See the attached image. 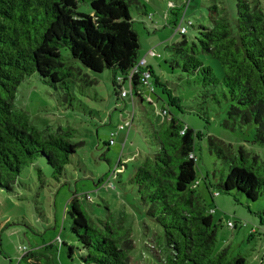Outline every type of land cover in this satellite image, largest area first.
I'll list each match as a JSON object with an SVG mask.
<instances>
[{
	"label": "trees",
	"instance_id": "16d2710c",
	"mask_svg": "<svg viewBox=\"0 0 264 264\" xmlns=\"http://www.w3.org/2000/svg\"><path fill=\"white\" fill-rule=\"evenodd\" d=\"M235 1L231 17L217 0H208L206 23L187 22L196 33L191 40L180 26L181 39L166 47L173 55L166 62L194 77L204 102L225 105L227 127L253 128L251 143L264 147V13L255 0ZM190 2H171L177 19L175 12L183 11L182 23ZM80 6L86 11H80ZM131 6L148 16L138 0H0V190L14 194L21 173L35 165L41 177V163L59 183L84 147L83 141L76 140L74 128L46 125L39 129L25 110L17 109L14 102L21 84L35 77L50 89L58 105L74 110L77 95L87 98L89 89L97 85L92 75L107 70L117 98L121 89L128 88L132 104L142 106L146 102L143 88L154 94V86L161 87L168 107L154 113V121L145 119L152 153L128 181L152 224L150 234H155L154 247L142 244L137 259L146 258L148 264H246L243 256L231 258L228 249L216 250L215 212L201 204L194 188L198 185L195 144L200 133L170 112L174 108L183 113L180 98L146 64L126 86L128 74L142 60ZM182 28L185 33H180ZM204 56L219 64L220 78L204 64ZM209 142L217 157L228 164V172L217 184L206 175L205 186L212 198L232 192L249 202L264 197V159L242 147L233 150L212 137ZM66 213L70 237L64 241L59 237L55 244L60 250L66 241L71 242L67 258L75 254L79 264H132L135 244L126 216L117 223L110 222L109 216L105 221L94 220L75 195ZM43 258L54 264L52 257L34 250L23 253L20 263L43 264Z\"/></svg>",
	"mask_w": 264,
	"mask_h": 264
},
{
	"label": "rangeland",
	"instance_id": "374dc122",
	"mask_svg": "<svg viewBox=\"0 0 264 264\" xmlns=\"http://www.w3.org/2000/svg\"><path fill=\"white\" fill-rule=\"evenodd\" d=\"M255 1L259 2L264 13V0ZM138 2L148 15L130 7L140 44L139 58L145 59L155 77L180 98L183 113L174 108H170V112L200 133L195 144L198 185L194 188L201 204L215 212L212 216L218 227L216 250L228 249L231 258L243 256L246 264H264V197L249 202L232 192L212 198L205 186L207 174L215 185L228 172V164L217 157L209 137L231 146L233 150L242 147L263 159L264 147L251 143L253 128L227 127L224 123L225 105L222 102L221 105L204 102L194 77L177 68L172 69L166 62L173 58L166 47L181 39L178 32L180 26L186 28L185 36L191 40L196 33L186 25L187 22L194 25L206 23L208 0H191L185 11V23L180 20L183 11L175 12L179 13L178 19L173 14L175 6L172 3L178 5L182 0ZM217 3L234 17L235 0H217ZM86 9L85 6L79 7L80 11ZM201 59L205 65L212 67L216 77H221L222 69L215 60L207 56ZM92 76L97 79V85L89 89L87 98L77 95L74 110H64L58 105L50 95V89L35 77L27 79L17 90L15 107L25 110L36 127L43 129L48 125L55 129L60 125L74 128L78 131L76 140L83 141L84 147L73 157L59 183L52 179L50 168L41 163V177L35 165L21 173L14 194L0 190V264H25L20 263V259L24 251L27 253L30 250L52 257L54 264H79L75 254L67 258L71 242L66 241L60 250L56 246L59 237L63 241L70 237L66 212L74 195L94 220L105 221L110 217V222L117 223L126 216L135 244L131 263H149L146 258L138 260L137 253L144 246L154 247L155 234L151 235L152 224L144 216L145 209L128 181L134 169L152 153L145 119L154 121V113L168 108L166 96L161 87L154 86V94L143 88L146 102L142 106H134L132 96L127 94L123 99L115 96L109 71ZM132 118L130 129L120 128ZM213 174L215 177H212ZM101 178L102 182L99 181ZM216 191L213 188V194ZM86 196L91 199L89 202ZM228 223L232 224V228L228 227ZM141 226H145L142 232ZM49 245L53 248H48ZM42 263L48 264L45 258Z\"/></svg>",
	"mask_w": 264,
	"mask_h": 264
},
{
	"label": "built area",
	"instance_id": "2783aa9c",
	"mask_svg": "<svg viewBox=\"0 0 264 264\" xmlns=\"http://www.w3.org/2000/svg\"><path fill=\"white\" fill-rule=\"evenodd\" d=\"M180 33H185V29L184 28L180 29ZM145 64H146V62H145L144 59L138 61V63L133 67L132 71L128 74V77L126 79V81L128 80L127 83H126L127 84L126 86H129V87L131 86L130 85L131 84L130 82H131L132 78L134 77L135 74H138V70L139 69L145 67ZM148 76H149V72L147 71V72L144 73V77L145 78H148ZM144 84L147 85L146 82ZM127 94L131 96V90L128 89V88H126V90H122L121 93H120V96L123 99L124 97L127 96ZM125 127L127 129H129L130 128V123L127 122L124 125H121L120 126L121 129H125ZM216 195H218V194H216ZM212 212H214V211H212ZM228 226L229 227H232V224L231 223H228ZM22 250H25V249L23 248ZM24 253H26V252L24 251Z\"/></svg>",
	"mask_w": 264,
	"mask_h": 264
},
{
	"label": "crops",
	"instance_id": "0c3cea01",
	"mask_svg": "<svg viewBox=\"0 0 264 264\" xmlns=\"http://www.w3.org/2000/svg\"><path fill=\"white\" fill-rule=\"evenodd\" d=\"M145 60V59H144ZM145 62H146V65L148 66V67H150L151 68V66H150V64H148V62L145 60ZM152 69V68H151ZM150 102V101H149Z\"/></svg>",
	"mask_w": 264,
	"mask_h": 264
}]
</instances>
